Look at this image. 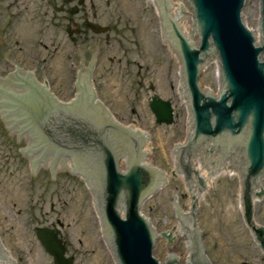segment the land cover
Listing matches in <instances>:
<instances>
[{
    "label": "water",
    "instance_id": "95a60500",
    "mask_svg": "<svg viewBox=\"0 0 264 264\" xmlns=\"http://www.w3.org/2000/svg\"><path fill=\"white\" fill-rule=\"evenodd\" d=\"M171 1L174 3L172 13V5L168 0H149L155 12L156 41L166 45L175 66V97L183 111L180 145L176 146L172 153L176 144H168V173L146 165L145 153L142 150L146 148L149 154L148 145L143 146L145 143L141 144L135 132L123 129L108 114L99 117L94 116L92 112V115L85 116L89 118V123L96 124L100 119L99 122L106 121L110 125L115 124L117 128L98 127L93 137L85 136L82 142L78 140L81 142L82 153L76 150V146L71 147L77 155L74 172L85 177L95 193L98 209L89 185L80 178L89 193L99 224L100 219L103 221L106 239L119 264H211L201 246L196 221L197 207L194 208V205L213 174L229 169L234 171L239 196L236 203H239L241 208V203L245 201L246 215L245 209L243 211L241 208L244 219L246 220L247 216L250 228L264 251V226L257 227L253 223L249 204V200L257 201L264 196V190L260 191V188L256 187L264 176V0H256V30H252L258 31L260 28V45L243 21L245 0ZM158 6L161 17L157 11ZM183 17L189 18L190 27ZM160 18L174 48L172 51L161 36ZM179 57L183 66L182 92L189 101L191 124H188L186 99L182 96L183 105L181 94H178L181 68ZM213 57L218 59L221 72L218 96L212 93H217L219 86L216 65L207 68L200 79L204 65ZM29 72H32V69ZM16 74L15 68L9 67L5 75H0V124L1 127L5 124L9 126L12 122L11 124L23 126L25 129L27 124L33 125L36 122V114L32 109L37 110L38 103L47 107L49 102L47 97H39V93L31 95L29 99L25 89L26 85L32 84V80L25 84L18 82ZM41 83L39 78V85ZM202 88H208L212 92H204ZM73 94L71 92V97ZM28 106L33 107L27 108ZM9 109L14 110L17 116H9ZM152 109L158 124L173 123V110L169 102H154ZM62 116L73 120L79 116L83 117L74 113H62ZM51 118L50 116L49 119ZM48 123L49 120L44 123L46 135H49L46 129ZM76 123L78 122H72L73 125ZM130 123L135 124V121L128 119V124ZM4 129L2 127L3 133ZM13 129L16 132L15 139H18L19 131ZM114 130L123 135L118 142H114L110 137ZM32 131V135L35 134ZM188 131L189 137L184 146ZM47 138L52 139L51 136ZM22 139L26 146L28 138ZM118 145L124 146L126 151H120ZM21 148L24 147H17L19 154ZM124 158L127 160V169L126 172H121L120 162ZM146 161L149 162V156ZM23 164L27 174L33 177L29 160H24ZM46 164L43 166L47 179L52 180V171ZM70 166L66 163L64 167L69 169ZM122 167H125L123 162ZM53 172L73 176L62 167ZM173 175H179L183 202L175 204L172 198H169L172 227L162 233L175 234L177 237L174 243L169 244L164 238L171 240L172 236L163 234L162 238V233L155 234L151 223L140 214V210L144 201L158 189V184L162 182L161 177ZM242 180L245 192L243 201V193L240 197ZM177 223L179 226L176 231ZM257 224L264 225V222ZM100 226L102 229L101 224ZM57 235L58 232L55 234L48 229L37 231L38 239L46 252L54 258L55 264H74L72 258H66V249L60 244ZM185 239L188 240L189 246ZM252 240L255 248L261 250L253 237ZM4 254L5 251L0 246V264H11L10 256L7 255L8 258L3 259ZM113 263L116 264L114 261Z\"/></svg>",
    "mask_w": 264,
    "mask_h": 264
},
{
    "label": "rangeland",
    "instance_id": "374dc122",
    "mask_svg": "<svg viewBox=\"0 0 264 264\" xmlns=\"http://www.w3.org/2000/svg\"><path fill=\"white\" fill-rule=\"evenodd\" d=\"M96 2L97 9L103 13L102 23L106 24L114 14H122L123 17L121 20H112L121 22L117 26L120 34L112 35L115 41H112V47L107 48L101 66L110 65L107 60L109 57L116 60L122 58L130 63H139L145 78L137 86V67L132 66L127 77L117 69L106 76L101 72V99L111 108L118 122L128 124V119L135 121L137 129L149 134V163L168 173V144H179L183 111L175 94L171 98L172 103L168 101L175 113L172 125H157L149 108L153 95L151 84L160 88L169 80L175 89V66L166 45L156 41L155 12L149 0ZM12 11V15L0 19V75L9 71L5 61H12L13 65L23 70L32 69L33 78L38 84L39 78L43 84L42 76H45L51 93L65 101L71 97V92L65 91L62 94L59 87L54 85L60 72L59 66L63 63L62 55L50 57V53L39 47L40 54L35 59L44 61L38 72L32 65L23 62L24 59H30L24 57L25 53L33 55L31 51H26L32 49V45H48L51 52L54 42L57 44L60 41V32L50 25L49 17H43L42 10L36 7L34 0H14ZM242 16L245 25L256 30V0L245 1ZM37 17L42 20L41 25L37 24ZM94 42L90 43L96 44ZM118 51L119 55H116ZM146 65L151 67L147 68ZM15 136L16 132L9 136L12 140L9 144L0 124V140H3L0 144V166L6 161L3 156L8 153V147L13 146L12 155L8 154L11 164H7L6 169L0 168V239L5 248L10 250L15 259L22 258L19 264H52L36 238L35 231L37 228L49 227L50 224L57 225L59 221L64 225L63 235L68 237L75 248L70 253L75 256V264H114L101 238L102 229L91 198L80 178L50 172L52 180H48L45 166L33 170L31 177L17 149L25 147L24 142L20 145L16 143L23 139H15ZM260 184L264 189V176ZM170 197L175 204L183 202L178 175L169 176L168 181L142 207L141 213L149 220L155 234L172 227ZM236 198L239 196L235 177L223 176L200 201L196 221L201 232V246L211 264H264V252L255 248ZM249 201L253 220L256 223L264 222V197L255 204ZM52 205L55 207L53 213L49 212Z\"/></svg>",
    "mask_w": 264,
    "mask_h": 264
},
{
    "label": "flooded vegetation",
    "instance_id": "af4514ba",
    "mask_svg": "<svg viewBox=\"0 0 264 264\" xmlns=\"http://www.w3.org/2000/svg\"><path fill=\"white\" fill-rule=\"evenodd\" d=\"M18 1L19 0H17V2ZM96 1L97 0H34V4L36 5V7L42 10L43 17H49L50 25L58 32H60L61 38L57 44H55L54 42V46L51 52L49 50L50 46L48 45H32L33 48L27 49L26 51H31L33 55L28 56L25 53L24 57H28L30 59H24L23 62L25 63V65H32L31 67L36 68V72H38L41 71L40 65H43L44 61L35 59V57L40 54L39 47L45 49L46 52L50 53V57L56 58L61 57L62 55L63 63L59 66L60 72H58V77L56 78L57 80L55 81L54 85H56L57 88L59 87V92L62 94L65 93V91H67V93L72 92V94H74L72 97H69L65 101L60 100L55 94V99L46 96L49 102V106H40V103H38L37 110L35 108L32 109V111L36 114V122L33 125H26L25 129H23V126L21 127L20 138L28 136V134L26 133L28 129H32L33 131H31L35 132V135L33 134L34 138L32 137V140L30 139L29 143L27 139L26 146L20 149L21 159L23 160L22 163L24 162V160H29L32 170H39L41 167H43L44 163H47L46 166L49 167L52 172L55 170L57 171L62 167L76 177L77 173H75L74 171L76 169L75 163L77 155L76 153H74V151H72L71 147L76 146V150L79 153H82V151L80 150V144L82 141H84L85 136L93 137L95 134L94 131H97L96 129H98V127L105 128L106 126H111L112 128H117L115 124L110 125L106 121L102 123L99 122L100 119L96 124L89 123V118L85 116L92 115V112H94V116H105L106 114H108V111L114 115L111 108L101 99V94H103V85H101V78H103V73L101 72H104L106 76L110 75L115 71V69H117L119 73L122 72L123 76L127 77V73L131 72L130 67L132 66L137 67L136 76L139 80V82L136 81L137 86H140V80L144 78V75L141 74L143 68L139 63H130L128 60L124 61V59L122 58H118L117 61L116 59L109 57L107 60L110 65L101 66V62L104 61L103 58L107 55V48L112 47L113 45L111 43L112 41H115L112 40V35L120 34L117 26L120 25L121 22H113L112 20H121L123 17L122 14H120L121 16L118 14H114V17H109L110 20H108L106 24L102 23L103 13H100L97 9L98 6ZM13 2L14 0H0V19L7 18L13 14ZM127 15L129 16V14ZM37 22V24H42V20L38 17ZM92 24L98 25L99 27L94 28L95 26H92ZM37 33L41 34L40 31H38ZM92 41H95L94 43L96 44L90 43ZM116 55H119V51ZM126 56L127 53L124 54V57ZM5 62L9 67H14L16 69V76H19L21 74V67L13 65L12 61L6 60ZM146 67L150 68L151 65H146ZM46 71L48 70L46 69ZM48 73L49 72H47V74ZM168 77H170V74ZM24 78L29 80L33 79V77L29 76L28 74H26ZM42 81L45 82V76H42ZM144 81L145 78L143 79V82ZM47 83L49 84V81H47ZM67 85L70 86L66 87ZM92 87H94L99 100L95 98V93H93ZM70 88H72V91H69ZM150 90L153 92V95L151 97V100L149 101V108L153 115L154 113L152 111L151 105L154 104V102H157V99H161L165 102L170 101L172 103L171 98L173 99L175 94L173 93L175 89L172 85V81L166 80V85L160 88L155 87L153 84H151ZM162 95H164V97ZM75 98V102L71 105L80 107H70L65 104L67 101ZM62 113H74L77 115H83V117L81 118L79 116V118H75V120H73L72 118L63 117ZM50 116L52 117V121L49 119ZM48 120L49 123L46 129L49 132V135H46L44 123L45 121L47 123ZM75 121L78 123L73 125L72 122ZM122 125H124L125 127H130L131 123ZM10 126H12V124ZM13 126L16 127L19 125L13 124ZM2 127L5 128L4 137H7L8 143L10 144V142L12 141L9 137L11 135V131L8 129V126H6V124ZM122 128L132 131L128 128ZM89 130L90 132H88ZM50 136L52 137V139L47 138ZM121 136L123 135L116 130L112 131L110 135L114 142H118ZM17 137H19V134ZM95 137L97 138L98 135H95ZM78 140H80L81 142ZM2 142L3 140H0V144ZM23 142L24 141L22 140L19 142L16 141V143H18L19 145ZM136 143H138L137 139ZM118 147L120 151H126V148L124 146L118 145ZM8 148V153L3 156L5 157L4 160L6 161H3L4 164L0 166V168L6 169V165L11 164L8 154L12 155L13 146H9ZM130 154L131 153H129V156ZM66 163H69V165H71L69 169L64 167ZM124 169H126V167H121L122 171ZM38 204L39 203H37L36 205ZM29 206L30 205H28V207ZM44 208L45 207L43 206L42 209ZM54 210L55 207L52 205L49 212L53 213ZM57 225L59 228L57 227ZM57 225L50 224L49 227L44 226L41 227V229H48L55 234L57 233V231H59L58 239L60 240V244L66 249L67 256L72 257L75 260V256L70 254L71 249L75 250V248L73 244L68 240V237L64 236L62 232L64 225L59 221L57 222ZM38 229L40 228L36 229L35 234L37 233ZM40 245L44 249L41 243ZM44 252L52 260V264H54L53 257H51L45 251V249ZM22 261V258L16 259L15 264H19Z\"/></svg>",
    "mask_w": 264,
    "mask_h": 264
},
{
    "label": "bare ground",
    "instance_id": "6f19581e",
    "mask_svg": "<svg viewBox=\"0 0 264 264\" xmlns=\"http://www.w3.org/2000/svg\"><path fill=\"white\" fill-rule=\"evenodd\" d=\"M148 147H150V145H148ZM179 176V175H178ZM223 176H227L230 178L235 177L234 176V171L233 169H229V170H223V171H217L213 174V176L211 177L210 181L208 182V184L206 185L205 189L203 190V192L201 193L200 197L198 198V200L196 201L194 208H196V205H198L200 203V201L203 199V197L207 194V192L213 187V185L217 182V180H219L221 177ZM169 176L167 177H161V183L158 184V186H160L161 184L165 183L166 181H168ZM257 188H260V186H256ZM260 199H258L257 201H252L253 204H255L256 202H258ZM10 262L11 264L14 263V260H12L10 258Z\"/></svg>",
    "mask_w": 264,
    "mask_h": 264
}]
</instances>
